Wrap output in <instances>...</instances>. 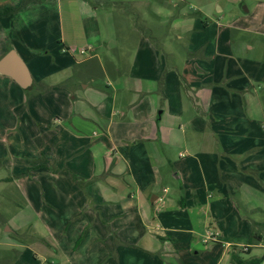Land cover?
<instances>
[{
	"label": "crops",
	"instance_id": "1",
	"mask_svg": "<svg viewBox=\"0 0 264 264\" xmlns=\"http://www.w3.org/2000/svg\"><path fill=\"white\" fill-rule=\"evenodd\" d=\"M19 1L0 0V9ZM30 1L41 4L45 0ZM10 16L4 19L15 15ZM4 23L0 22L1 36L15 28L12 24L9 29ZM8 40H4L8 45L0 46V57L15 49L23 60L27 56L34 66L42 67V46L19 48ZM82 49L80 53L86 51L88 55L75 60V66L98 60L99 48ZM70 50H76V46L66 48ZM151 58L146 76L142 62L135 64L136 76H130V80L117 75V69L111 71L112 75L105 77L109 80L105 90L92 84L95 76L89 69L49 82L40 70L37 77L30 71L32 83L25 89L0 74V116L9 122L0 124L4 125L0 126V170L4 172L0 182L13 183L23 208L39 209L42 220L57 216L61 228L49 238L50 243H56L57 254L51 264H75L62 249L66 236L74 243L82 232L87 234L91 242H99L101 250H106L102 257L105 264H112L110 259L115 255L119 264L115 242L130 244L143 254H154L163 248V239L178 240L177 233L189 232L197 237L190 227L197 217L205 221L227 212L232 213L233 223L229 225L235 227V236L250 235L255 241L243 245L246 250L232 251L234 259L239 252L248 256L252 246H263L258 244L262 237L256 229L264 220V91L255 90L251 83L250 87L231 85L225 78L194 77L189 83L181 74L175 77L174 67L165 72L162 54L155 53ZM97 63L101 66L99 60ZM173 85L177 90H172ZM88 88L109 95L97 104L93 93L83 95ZM48 89L59 91L67 101L65 105L58 102L60 109L53 118L43 110L34 114L29 108L17 111L18 105ZM119 90L121 109L115 107ZM130 113L132 119H128ZM21 132L28 141L35 133L42 145L45 141L51 143L60 132L68 134L71 141L63 143L64 151L54 149L49 154L37 150V141L33 150L21 148V142L15 140L24 136ZM175 148L179 160L173 158ZM34 172L42 178L38 184L46 186L41 190L39 205L31 200L33 190L25 182L33 178ZM53 179L56 181L51 185L49 180ZM7 196L0 207L4 212L0 216L2 224L11 218L7 205L12 199ZM157 261L164 264L162 258Z\"/></svg>",
	"mask_w": 264,
	"mask_h": 264
},
{
	"label": "rangeland",
	"instance_id": "2",
	"mask_svg": "<svg viewBox=\"0 0 264 264\" xmlns=\"http://www.w3.org/2000/svg\"><path fill=\"white\" fill-rule=\"evenodd\" d=\"M30 2L21 0L15 5L8 4L3 7L10 5L18 7V10L11 19H4L11 16H0L1 24H9V29L10 25H15V28L11 27L9 34L0 35V46L8 45L4 42L7 38L11 39L12 46L19 48L42 46V54L39 55L42 67L34 66L32 59L27 56H24V61L35 77L38 70L45 74L47 82L65 78L73 71L78 73L80 70L89 69L95 76L92 84L105 90V83L109 81L105 77L111 76V71L115 72V69L119 71L117 75L127 77L126 81L130 76L131 79L136 76L135 64L142 62L146 76L151 65V56L156 53L157 56L162 54L166 62L165 72L174 67L175 77L178 78L176 74H181L189 83L194 77L207 80L225 78L226 83L231 85L250 87L251 83L255 90L264 91V0H45L41 4ZM23 6L25 8L22 13L16 15ZM70 46H76V50L67 52L66 48ZM86 46L99 48L97 55L101 66L96 58L89 63L75 66V60L84 59L88 55L84 54L86 51L80 53V49L84 51L82 48ZM101 46H107L108 49L101 50ZM119 58L122 62L126 61L124 65L119 64ZM157 60L161 59L158 57ZM176 86L173 85L172 90ZM30 90L32 88L28 92ZM121 91L119 90L115 103L117 109H121L122 105L119 101ZM32 93H36L35 88ZM90 93L96 95L97 104L109 95L106 91L99 95L90 88L83 90V95L89 96ZM65 100L59 91L48 89L45 93L38 92L37 96L18 105L17 111L29 108L34 114L43 110V113L53 118L60 109L58 102L65 105ZM122 108L126 110L123 106ZM1 111L3 112L4 108H1ZM160 111L161 109H158L157 114ZM166 111L167 108L164 117L167 116ZM128 117L132 119V114H128ZM5 123L9 124L0 116V124ZM21 134L24 135L23 132ZM32 136L33 139L29 141L25 135L15 140L21 142V148L28 147L31 150L37 141V150L43 149L49 154L50 151L54 152V149H58V152L64 151L63 143L71 141L69 135L64 132H60L51 143L45 141L43 145L39 136L35 133H32ZM177 153L178 148H175L172 152L174 160L180 158ZM175 166L178 168L179 161ZM2 175L4 172L0 170V176ZM49 181L52 185L56 179ZM25 182H28L33 190V194H30L31 200L39 205L41 190H46V186L38 184L42 182L40 174L34 172L33 178ZM16 192L17 188L13 183L6 185L3 181L0 182V207L6 202L8 194L12 199L7 205L11 218L7 219L5 224L0 221V264H51L50 262L54 261L52 258L57 257V254L54 248L56 243H50L49 238L58 234L61 228L57 216L52 217V220H42V212L39 209L32 211L23 208L21 196ZM3 214L0 210V216ZM231 214L227 212L223 217L212 215L205 221L197 217L190 226L197 232V237H191L189 232L177 233L178 240L163 239V248L154 254H143L130 244L115 242L114 245L120 254L119 264H157V258H162L164 264H237L238 261L262 256L264 220L256 229L262 237L258 244L263 246H252L248 256L239 252L237 258L232 259V251L246 250L243 245H253L255 241L250 239V235L242 238L235 236V227L229 225L233 223ZM157 224L158 219L153 223L154 227ZM73 225L75 222L71 228ZM185 226L188 227L187 224ZM78 237L74 243V240L67 236L62 239L64 255L75 264H100L104 260L102 257L106 255V250H101V244L91 242L90 237L83 232ZM113 262L117 264L116 255L110 259V263L114 264ZM101 264H105V260ZM260 264H264V260Z\"/></svg>",
	"mask_w": 264,
	"mask_h": 264
},
{
	"label": "water",
	"instance_id": "3",
	"mask_svg": "<svg viewBox=\"0 0 264 264\" xmlns=\"http://www.w3.org/2000/svg\"><path fill=\"white\" fill-rule=\"evenodd\" d=\"M0 74L9 76L23 89L32 83L30 70L15 49L8 50L0 57Z\"/></svg>",
	"mask_w": 264,
	"mask_h": 264
},
{
	"label": "trees",
	"instance_id": "4",
	"mask_svg": "<svg viewBox=\"0 0 264 264\" xmlns=\"http://www.w3.org/2000/svg\"><path fill=\"white\" fill-rule=\"evenodd\" d=\"M18 10V7H14V6H7L5 8H3L0 11V16L1 17H6V16H10L16 13V11ZM232 259H234V255H231ZM264 260V255L260 256V257H254L248 260H243V261H238L237 264H242V263H248V264H260L262 261Z\"/></svg>",
	"mask_w": 264,
	"mask_h": 264
},
{
	"label": "built area",
	"instance_id": "5",
	"mask_svg": "<svg viewBox=\"0 0 264 264\" xmlns=\"http://www.w3.org/2000/svg\"><path fill=\"white\" fill-rule=\"evenodd\" d=\"M81 52H83V50H81ZM246 247H244V249H245Z\"/></svg>",
	"mask_w": 264,
	"mask_h": 264
}]
</instances>
